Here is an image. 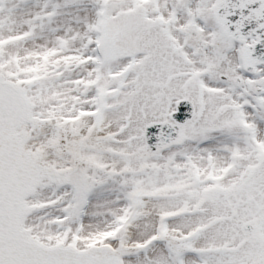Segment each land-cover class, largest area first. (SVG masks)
<instances>
[{
  "label": "snow or ice",
  "instance_id": "snow-or-ice-1",
  "mask_svg": "<svg viewBox=\"0 0 264 264\" xmlns=\"http://www.w3.org/2000/svg\"><path fill=\"white\" fill-rule=\"evenodd\" d=\"M0 264H264V0H0Z\"/></svg>",
  "mask_w": 264,
  "mask_h": 264
}]
</instances>
